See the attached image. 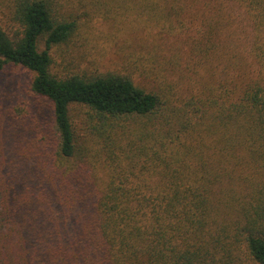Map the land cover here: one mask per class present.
<instances>
[{
  "label": "trees",
  "instance_id": "16d2710c",
  "mask_svg": "<svg viewBox=\"0 0 264 264\" xmlns=\"http://www.w3.org/2000/svg\"><path fill=\"white\" fill-rule=\"evenodd\" d=\"M228 2L253 24L241 73ZM98 24L183 35L225 79L138 53L86 67ZM10 70L27 82L0 78V264H264V0H0Z\"/></svg>",
  "mask_w": 264,
  "mask_h": 264
},
{
  "label": "rangeland",
  "instance_id": "374dc122",
  "mask_svg": "<svg viewBox=\"0 0 264 264\" xmlns=\"http://www.w3.org/2000/svg\"><path fill=\"white\" fill-rule=\"evenodd\" d=\"M224 11L225 13L221 16V19L228 17L231 19V28L236 36L234 41L235 57H232L235 67L231 69L234 73H238V71L241 73L248 69L251 64L250 48L253 39V24L246 11L237 3L228 2ZM221 24L223 23L221 22ZM86 40L88 42L85 46V59L82 61V64L86 67H122L123 61L127 57L139 58L137 55H133L138 53L148 59L155 57L161 63L175 66L176 74L174 78H178L182 74L188 86L192 84L196 88L202 83L217 86L220 80L225 79L224 64L220 65L216 73H214L213 68L214 62L199 66L197 52L196 54L191 52V49L195 46L194 42L192 41L193 45L190 47L183 35H174L164 29L146 28L138 33H132L130 31L127 32V27L121 29L118 25L113 27L111 25L98 24V28L89 33ZM65 56V58L62 57L60 52H58L56 55L58 63L62 65L66 63L65 60H71L72 56L68 54ZM70 65L72 66L73 64ZM187 67L190 71H188ZM198 68L201 71L199 73L201 76L195 72ZM1 77L8 82L10 87L12 82L17 88V93L27 82L26 73L18 71H14V73H12V70L8 71V73L0 72ZM15 99L19 101L18 94Z\"/></svg>",
  "mask_w": 264,
  "mask_h": 264
}]
</instances>
